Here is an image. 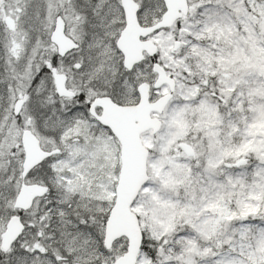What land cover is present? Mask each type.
<instances>
[{
    "label": "snow or ice",
    "instance_id": "6c2138e0",
    "mask_svg": "<svg viewBox=\"0 0 264 264\" xmlns=\"http://www.w3.org/2000/svg\"><path fill=\"white\" fill-rule=\"evenodd\" d=\"M0 264H264V0H0Z\"/></svg>",
    "mask_w": 264,
    "mask_h": 264
}]
</instances>
